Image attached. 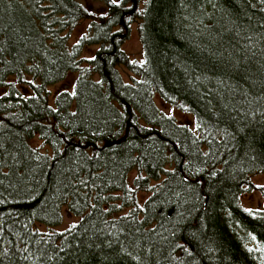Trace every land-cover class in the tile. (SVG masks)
<instances>
[{
	"label": "trees",
	"instance_id": "obj_1",
	"mask_svg": "<svg viewBox=\"0 0 264 264\" xmlns=\"http://www.w3.org/2000/svg\"><path fill=\"white\" fill-rule=\"evenodd\" d=\"M98 1L0 0V264H264V0Z\"/></svg>",
	"mask_w": 264,
	"mask_h": 264
},
{
	"label": "rangeland",
	"instance_id": "obj_2",
	"mask_svg": "<svg viewBox=\"0 0 264 264\" xmlns=\"http://www.w3.org/2000/svg\"><path fill=\"white\" fill-rule=\"evenodd\" d=\"M85 5H88L93 12L100 13L105 10V6L98 0H82ZM143 0H139L138 6L142 5ZM90 25V20H83L77 27H75L70 33V43L74 44L80 40V38L88 32V27ZM123 48L130 55V57L138 62L143 60L144 53L141 43L140 34L138 31V23H135L131 27V32L129 36L123 42ZM86 55H91V52L87 50ZM121 73L123 74L125 80H128L130 73L124 67L120 68ZM60 85L55 86L54 90ZM157 104L159 107L166 112L167 114L174 115L182 123L188 124L191 127H194L195 120L192 114L183 112L178 108L164 102L159 96L156 98ZM35 144L40 148H43L41 140L35 139ZM134 174V172H133ZM251 184L246 186L243 192V205L247 208H264V199L260 191V187L264 186V172L255 173L250 178ZM64 214L63 221L56 226L57 230H63L68 228L73 223H76L80 217L73 216L66 211H62ZM43 230H49L47 226H41Z\"/></svg>",
	"mask_w": 264,
	"mask_h": 264
},
{
	"label": "snow or ice",
	"instance_id": "obj_3",
	"mask_svg": "<svg viewBox=\"0 0 264 264\" xmlns=\"http://www.w3.org/2000/svg\"><path fill=\"white\" fill-rule=\"evenodd\" d=\"M113 3H115V0H113Z\"/></svg>",
	"mask_w": 264,
	"mask_h": 264
}]
</instances>
